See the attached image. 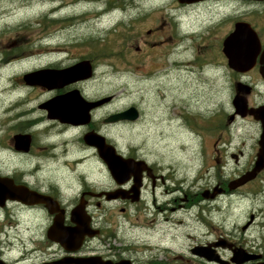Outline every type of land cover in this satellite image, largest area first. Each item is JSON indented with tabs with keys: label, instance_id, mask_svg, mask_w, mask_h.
<instances>
[{
	"label": "flooded vegetation",
	"instance_id": "1",
	"mask_svg": "<svg viewBox=\"0 0 264 264\" xmlns=\"http://www.w3.org/2000/svg\"><path fill=\"white\" fill-rule=\"evenodd\" d=\"M176 1L190 12H206L195 19L202 22L201 29L191 35H200L203 43L207 38L203 50L196 45L198 50L211 49L219 57L210 61L220 69L218 96L211 108L196 113L202 118L196 123L201 128L195 130V157L205 167L189 176L114 144L104 129L136 121L105 122L122 109H113V94L91 91L97 73L92 45L87 53L66 57L71 60L65 64L49 62L44 68L62 69L86 60L91 74L59 88L23 83L52 93L47 99L71 90L87 102L108 98L90 108L88 121L79 124L47 118L39 107L47 99L36 109L18 112L23 103L12 99L1 108L0 186L22 187L37 200L0 202V264H264V0ZM60 7H49L45 17ZM241 23L259 42L245 71L231 68L223 53L225 39ZM162 26L157 23L146 34L160 32ZM58 44L51 50H58ZM236 97L245 105L240 112L233 103ZM92 131L128 161L122 172L113 175L98 149L84 141ZM18 135L29 137L27 146ZM257 163L262 166L252 178L235 183ZM55 223L59 234L65 232L61 227L83 225L86 230L76 240L54 238L49 229Z\"/></svg>",
	"mask_w": 264,
	"mask_h": 264
},
{
	"label": "rangeland",
	"instance_id": "2",
	"mask_svg": "<svg viewBox=\"0 0 264 264\" xmlns=\"http://www.w3.org/2000/svg\"><path fill=\"white\" fill-rule=\"evenodd\" d=\"M200 16L206 17L202 8L190 12L176 0H0V110L9 99L23 103L18 112L36 109L52 93L26 86L21 76L54 60L70 62L66 57L87 53L92 45V93L113 94L114 110L134 105L142 113L135 124L104 129L106 135L119 149L196 174L205 167L195 157L202 118L196 113L213 106L222 85L220 69L210 62L218 54L198 50L207 38L203 43L191 35L201 29L202 22H195ZM157 23L163 24L160 32L147 35ZM57 43L59 49L51 50ZM203 144L209 151L210 141Z\"/></svg>",
	"mask_w": 264,
	"mask_h": 264
},
{
	"label": "water",
	"instance_id": "3",
	"mask_svg": "<svg viewBox=\"0 0 264 264\" xmlns=\"http://www.w3.org/2000/svg\"><path fill=\"white\" fill-rule=\"evenodd\" d=\"M179 2L189 3L191 0H178ZM236 42H241V48L235 47ZM259 42L255 33L250 27L244 23L236 25V29L224 41L223 53L227 57L228 65L235 70L245 71L249 69L257 54ZM262 76H264V65L260 68ZM91 69L86 60L76 62L75 64L62 69L42 68L33 70L22 75L24 82L28 85H41L46 88H59L70 82L77 81L89 77ZM105 97L101 100L94 102L85 101L78 93L77 90H71L65 94L56 95L39 105L44 109L49 119H58L61 122H70L74 124L86 123L88 121V110L93 106L99 105L102 101L107 99ZM235 109L240 112V108L245 107L242 100L239 98L233 100ZM138 118V111L136 107L129 106L128 108L110 115L105 122L114 123L120 121H134ZM19 142L25 146L28 145L29 137L27 135H18L15 137ZM84 141L93 145L98 149L99 156L107 163L108 168L113 175L122 172V166L128 161L124 160L122 155L117 153L116 148L109 143L105 142V137L97 132H88L84 135ZM26 148V147H24ZM130 161V160H129ZM262 163H257L253 170L245 176L237 180L235 183L244 182L246 179L252 178L254 173L260 169ZM22 187L8 186L4 184L0 186V202L6 198L14 199L19 198L26 202L36 201V196L26 192ZM29 200V201H28ZM40 200V199H39ZM61 227V226H59ZM58 226L55 223L50 229L49 234L51 237L60 238L62 236H70L74 240L80 237L84 232L85 227L78 225V227L63 228L65 232L59 234L54 232ZM63 245H73L72 242H62Z\"/></svg>",
	"mask_w": 264,
	"mask_h": 264
},
{
	"label": "bare ground",
	"instance_id": "4",
	"mask_svg": "<svg viewBox=\"0 0 264 264\" xmlns=\"http://www.w3.org/2000/svg\"><path fill=\"white\" fill-rule=\"evenodd\" d=\"M184 66V65H183ZM182 68V67H181ZM171 69V68H170Z\"/></svg>",
	"mask_w": 264,
	"mask_h": 264
}]
</instances>
